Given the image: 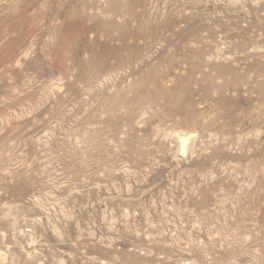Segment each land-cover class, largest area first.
<instances>
[{"label": "rangeland", "instance_id": "rangeland-1", "mask_svg": "<svg viewBox=\"0 0 264 264\" xmlns=\"http://www.w3.org/2000/svg\"><path fill=\"white\" fill-rule=\"evenodd\" d=\"M0 264H264V0H0Z\"/></svg>", "mask_w": 264, "mask_h": 264}, {"label": "bare ground", "instance_id": "bare-ground-1", "mask_svg": "<svg viewBox=\"0 0 264 264\" xmlns=\"http://www.w3.org/2000/svg\"><path fill=\"white\" fill-rule=\"evenodd\" d=\"M91 64V63H90Z\"/></svg>", "mask_w": 264, "mask_h": 264}]
</instances>
